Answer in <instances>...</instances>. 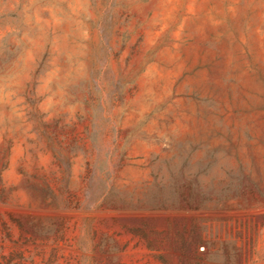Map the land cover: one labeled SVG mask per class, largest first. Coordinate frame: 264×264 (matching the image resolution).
<instances>
[{"label": "rangeland", "instance_id": "obj_1", "mask_svg": "<svg viewBox=\"0 0 264 264\" xmlns=\"http://www.w3.org/2000/svg\"><path fill=\"white\" fill-rule=\"evenodd\" d=\"M0 264H264V0H0Z\"/></svg>", "mask_w": 264, "mask_h": 264}]
</instances>
